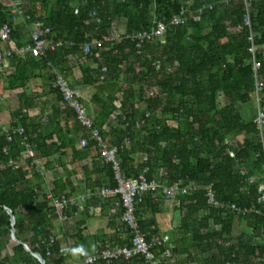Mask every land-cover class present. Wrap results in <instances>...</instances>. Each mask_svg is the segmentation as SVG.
<instances>
[{
  "label": "trees",
  "instance_id": "trees-1",
  "mask_svg": "<svg viewBox=\"0 0 264 264\" xmlns=\"http://www.w3.org/2000/svg\"><path fill=\"white\" fill-rule=\"evenodd\" d=\"M19 1L24 14L31 16L30 23L41 21L52 28L53 37L78 43L107 39L115 31L152 30L156 22L171 23L176 16L186 21L169 26L166 42L155 38L142 48L126 39L114 44L107 41L88 55L79 47L67 46L42 56L14 54L9 58L11 68L0 74V86L16 93L18 106L12 111V125L25 128L37 155L28 156L24 135L16 133L9 142L0 126V264H41L25 244L41 254L46 264H71L72 257L61 251V241H49L53 221L59 216L47 192L57 197L78 196V181L85 183L86 193L118 185L113 163L104 159L91 130L81 124L75 110L64 101L61 89L54 86L59 73L67 77L74 71L73 61L79 64L82 77L72 84L96 88L88 103L89 115L110 145L122 146L118 154L122 173L133 178L145 172L150 180L164 185L181 182L197 186L174 198L185 213L183 219L199 220L184 228L199 250L203 251L204 245L212 249L218 237L228 239L235 222L243 218L248 219L255 235L264 238V190L259 188L264 184V128L255 121L258 112L245 118L241 111L256 92L249 29L243 24V0ZM209 4L214 7L204 9L201 20H195L199 10ZM95 11L101 17L100 24ZM252 13L264 82V0L252 1ZM7 21H11V14L0 0V25ZM24 36L14 29L12 41L16 47L29 41ZM157 61L161 63L159 69ZM104 68L107 72L103 79ZM36 79L48 86L51 96L42 107L51 104V112L39 120L30 116L43 94L31 86ZM73 129L76 136H72ZM83 137L88 138V145L77 147ZM128 137L130 142L126 144ZM70 144L74 146L73 159L80 161L74 170L62 158ZM5 147L9 148L7 154ZM11 159L18 168L10 164ZM36 159L44 163L38 164ZM49 170L53 180L45 191L44 171ZM79 172L84 177L73 180ZM209 185L214 186L220 200L236 203L251 213L244 216L230 208L210 206L205 189ZM164 197L162 190L148 191L137 203V215L149 239L155 233V219L145 216L156 213L158 208L152 204ZM90 205L110 210V228L116 230V241L101 243L97 254L108 247L132 245L127 226L117 225L124 208L116 206L111 198L92 196L84 209L74 206L66 220L83 215L81 221H85L94 213ZM8 209L15 215L18 240L12 236ZM212 221L222 228L213 232ZM229 240L218 247V257H207L206 262L264 264V240L247 243L241 238L238 244ZM97 263L107 262L98 259ZM130 264H145L144 258L136 255Z\"/></svg>",
  "mask_w": 264,
  "mask_h": 264
},
{
  "label": "built area",
  "instance_id": "built-area-1",
  "mask_svg": "<svg viewBox=\"0 0 264 264\" xmlns=\"http://www.w3.org/2000/svg\"><path fill=\"white\" fill-rule=\"evenodd\" d=\"M245 3V15L244 26L249 29V51L253 56L254 62V78H255V98L258 104V116L256 122L261 128H264V82L260 77V70L262 67L261 61L257 58L259 45L257 43L258 33L254 28V20L252 13V1L243 0ZM224 2H228L227 0ZM5 7L11 14V21L4 22L0 25V69L4 63L12 57L14 54L20 55H32L42 56L49 52H55L59 48L63 47H79L84 54H91L94 50L105 46L107 41L112 44L121 42L126 39H130L135 42L137 48H142L148 41L155 38H159L162 42H166L165 35L170 25L182 24L186 21L183 16H176L171 23L165 21L156 22L155 27L152 30H141L135 33H124L122 31H115L109 34L107 39H98L94 41L78 43L75 40L55 38L53 37V30L45 23L38 21L33 23V27L30 30V39L28 42L20 47H16L12 41V35L15 29V24L20 18L28 21L31 16L25 15L23 7L19 0H6ZM214 4H209L199 10V13L195 16V20H201L202 12L206 8H213ZM94 16L97 18V22L101 23V17L97 11L94 12ZM156 66L159 69L161 67L160 61L156 62ZM107 68L103 69V79ZM54 86L59 87L63 94L64 101L75 110L77 119L84 127L91 130V138L98 142L101 149L102 156L107 162H111L114 165L116 178L118 185L115 187L104 186L98 192H87L85 194H79L78 196L71 197H57L52 193L48 195L51 200V205L56 209L58 216L66 220L68 219V212L73 209L74 206H78L80 209H84L86 201L92 196H102L104 198H111L115 201L116 206L124 208V214L122 216V222L127 226L131 234L132 246L117 245L114 247H108L102 250L100 254H94L89 256L81 264H95L98 259L105 261L111 260H125L124 264H130L129 261L136 255H141L146 264H163L164 260L168 259L172 252L170 249L161 251L165 243L168 240L167 236H154L151 239L148 238L147 233L141 224V219L137 215V203L140 202L148 191L162 190L165 197H174L177 194H186L190 189L197 186H185L181 182H177L171 185H164L157 180H150L146 173L143 172L137 177L128 178L122 171L120 166V160L118 154L122 148L121 145H110L103 137L101 130L94 123L93 118L89 115L88 109L85 103V96L80 87L73 85L72 81L64 74H58L57 80ZM6 99L4 94L0 93V103ZM139 125V122L137 123ZM7 140L13 141L14 135L19 133L24 135V139L27 145V154L29 157H36V149L29 141V137L26 134V130L22 126L10 127L6 130ZM88 138H82L80 144L82 147L88 145ZM130 138L125 140L128 144ZM4 152L7 154L9 148L5 147ZM10 164L15 165L16 168L19 164L11 159ZM206 195L208 197V204L218 209H232L242 214H249L251 210L240 208L236 203H229L220 200L217 197L216 190L213 185H209L206 188ZM261 190H264L262 185ZM91 212L94 211V206L90 205ZM77 214V212H76ZM57 240L56 237L51 236L49 241L53 243ZM66 247L64 249H67ZM50 254V252H49ZM46 262V261H45ZM42 264V262H41Z\"/></svg>",
  "mask_w": 264,
  "mask_h": 264
},
{
  "label": "crops",
  "instance_id": "crops-1",
  "mask_svg": "<svg viewBox=\"0 0 264 264\" xmlns=\"http://www.w3.org/2000/svg\"><path fill=\"white\" fill-rule=\"evenodd\" d=\"M5 3L6 0H4V5ZM32 27H33V23H30L29 20L26 21L23 18H20L19 21L15 24V28L20 30L22 35L25 34V36H27V34L29 33L28 34L29 38H30V30ZM52 65L54 68V64ZM73 65H74V71L67 76L72 82L82 77V72L79 67V64L73 61ZM10 68L11 67L8 59L1 67L0 74L1 73L6 74L10 70ZM53 70L56 71L55 68ZM31 86L33 88H36V90L43 91L42 96L38 97L37 99L38 106L30 111V116H32L36 120H39L44 118L43 117L44 115H47L51 112V104H48L47 106H45L44 109H42V107H44L43 101L50 99L51 96L49 95L48 86L47 87L42 86V82L40 81V79H36V81H33ZM77 86L80 87L84 93L85 103L88 109L89 100L93 97L94 93L96 92V88L94 86H87V85L86 86L77 85ZM0 93L4 94L6 97L5 101L0 103V126H2L3 129L6 131L10 127H13L12 111L18 106V102H17L16 103L17 106L10 107L9 106L10 104H8L6 100L9 96L17 98V95L15 92L3 90L2 86H0ZM255 102L256 99L254 97L251 103L241 106V111L245 118H249L254 113L257 112V107ZM72 136H76L75 129H73ZM76 146L82 147L79 141L76 143ZM73 152H74V146L70 144L66 148L65 155H62V158L64 162L70 163L74 170L79 168L80 161H75L73 159ZM36 163L43 164L44 160L36 159ZM56 166L59 168L58 163H56ZM44 172L46 179L43 182L42 186L44 187L45 191H49V184L53 180V172L50 170ZM259 175H261V173H259ZM83 177L84 175L82 172L81 173L79 172L72 176L73 180L81 179ZM254 179H256V177ZM77 185L80 191L79 194H85L86 193V191H84L85 183L78 181ZM262 185L264 186V184ZM262 185L259 187L260 189L262 188ZM47 193L48 195L51 194V192H47ZM152 206H154L153 208L156 209L158 208V211L156 213L149 212L145 216V218L155 219V226L152 228V230H154L155 233H153L152 237L167 236L168 240L165 243L164 247L165 249H170L172 252V255L168 258V261L164 260L163 264H210L206 262V258L218 257L219 256L218 247L228 239H230L229 242H232L233 244L241 243L240 240L241 238L244 240V242L247 243L248 242L254 243L257 241L261 242L264 240V238H260L259 236L254 234V229L249 224L248 219L243 218L235 222L232 229V234L230 235V237H228V239L225 236L218 237L213 241L214 247L212 249H209L206 245H204L203 251H201L196 246L193 236L188 232L186 233V231L184 230L185 226H187L188 223L190 226L193 224L196 225L199 223V220L183 219L185 213L182 211L179 202L174 197H170V198L164 197L163 201L159 202L157 200L152 204ZM111 214L112 213L110 210L100 205L94 208V213L91 214L92 216L86 218L85 221H81L83 215H77V218L74 217V218H70L69 220H63L60 217L55 218L53 221V235L51 236H54L57 238V240L61 241L62 248H66V247L70 248L76 245H84L89 250V256L94 255L97 253L98 246L101 243L103 244L107 240L108 242L114 240L116 241L117 238L116 230L113 227L110 228ZM201 214L205 215L206 212L203 211ZM243 215L247 216V214H243ZM117 222H118L117 225L123 224L122 219L121 220L119 219ZM221 228H222L221 224H215L214 221H212L211 224L212 231L220 230ZM145 232L147 233V231ZM204 232H206L205 229ZM99 233H101L102 235L101 238L91 237ZM80 236L83 237L81 238ZM124 237L125 236L122 235L123 239ZM121 246H132V245H121ZM174 249H176V253H174ZM85 259L86 258L77 259L72 257L69 260V263L81 264L84 262ZM119 260H122L125 263V260L123 259H119ZM112 261L113 260L106 261L107 263L105 264H110V262ZM144 263L146 264L145 260ZM95 264H101V263L96 262ZM228 264H232V263H228Z\"/></svg>",
  "mask_w": 264,
  "mask_h": 264
},
{
  "label": "clouds",
  "instance_id": "clouds-1",
  "mask_svg": "<svg viewBox=\"0 0 264 264\" xmlns=\"http://www.w3.org/2000/svg\"><path fill=\"white\" fill-rule=\"evenodd\" d=\"M61 251L73 258H87L89 256V250L84 245H76Z\"/></svg>",
  "mask_w": 264,
  "mask_h": 264
},
{
  "label": "water",
  "instance_id": "water-1",
  "mask_svg": "<svg viewBox=\"0 0 264 264\" xmlns=\"http://www.w3.org/2000/svg\"><path fill=\"white\" fill-rule=\"evenodd\" d=\"M8 211L11 215V220H12V236L15 240H18V238L16 237L15 215L13 214V211L11 209H8ZM19 242H21V241H19ZM24 246H25L26 250L31 252L34 256H36L42 262V264H46L45 259L43 258V256L41 254L33 252L27 244H25Z\"/></svg>",
  "mask_w": 264,
  "mask_h": 264
},
{
  "label": "rangeland",
  "instance_id": "rangeland-1",
  "mask_svg": "<svg viewBox=\"0 0 264 264\" xmlns=\"http://www.w3.org/2000/svg\"><path fill=\"white\" fill-rule=\"evenodd\" d=\"M29 34V33H28ZM27 34V36H25V39H28L29 38V35ZM256 99V98H255ZM6 102H8V104H10L9 106L10 107H15V106H17L16 105V103H17V98L16 97H8L7 98V100H6ZM15 105H14V104ZM255 104H256V107H257V112H258V104H257V101L255 102ZM12 105H14V106H12ZM4 106V105H3ZM7 107V106H6Z\"/></svg>",
  "mask_w": 264,
  "mask_h": 264
}]
</instances>
